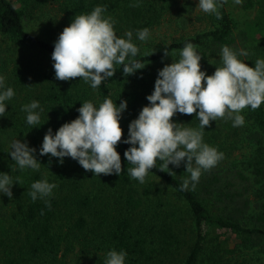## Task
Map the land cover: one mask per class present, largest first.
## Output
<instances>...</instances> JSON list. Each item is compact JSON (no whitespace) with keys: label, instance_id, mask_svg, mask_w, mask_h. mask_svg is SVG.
I'll return each instance as SVG.
<instances>
[{"label":"trees","instance_id":"obj_1","mask_svg":"<svg viewBox=\"0 0 264 264\" xmlns=\"http://www.w3.org/2000/svg\"><path fill=\"white\" fill-rule=\"evenodd\" d=\"M97 5L105 16L115 20L117 35L133 32L140 48L137 57L145 64L135 74L115 66L113 77L93 90L80 77L55 78L51 53L54 41L75 15L89 13ZM135 5V6H133ZM222 18L213 14L214 27L163 46L153 47L136 38L147 27L152 33L164 18L174 14L177 29L188 25L187 4L176 0H0V75L5 87L15 95L5 101L6 114L0 117V172L10 175L13 196L0 194V264H104L110 249L127 252L125 264H264V103L255 110H241L245 123L233 126L231 119L218 117L205 126L203 141L223 152L216 166L201 173L194 190L180 189L190 174L169 165L171 176L151 169L145 182L129 176L123 153L128 144L118 143L120 175L85 170L65 157L59 163L39 148L49 127L53 133L75 119L77 108L91 100L98 106L105 98L117 105L127 101L120 121L122 140L129 122L149 102L158 70L179 59V50L191 42L201 53V70L211 75L222 66L223 45L247 56L240 59L254 67L264 59V0H245L243 8L252 11L243 21L227 9ZM167 49L169 55H165ZM203 84V81H202ZM37 100L43 107L40 126L26 123L22 106ZM187 127H198L193 114L173 118ZM242 136L255 145L251 160L232 158L234 141ZM35 147L41 163L38 170H20L9 155L14 139ZM167 171V170H165ZM47 178L57 187L45 200L33 201L31 184ZM191 189V186H190ZM234 240V241H233ZM233 241V243H232ZM253 251L255 259L244 256Z\"/></svg>","mask_w":264,"mask_h":264},{"label":"clouds","instance_id":"obj_2","mask_svg":"<svg viewBox=\"0 0 264 264\" xmlns=\"http://www.w3.org/2000/svg\"><path fill=\"white\" fill-rule=\"evenodd\" d=\"M227 0H198L196 7L205 13L222 18L219 8ZM243 0H233L241 4ZM135 6V5H133ZM106 8L97 5L89 13L75 15L54 41L51 59L55 78L69 80L80 77L95 90L107 78L115 74V66L122 65L125 76L135 74L145 64L137 57L140 48L133 42V32L126 31L119 36L114 28L115 20L105 16ZM151 36L145 27L136 31V38L146 42ZM165 55H169L167 49ZM245 49L235 50L228 45L221 46L222 66L208 75L201 70L203 55L191 42H186L179 50V59L165 64L158 70L154 89L146 96L147 105L127 126V136L122 140L120 125L127 101L121 99L117 105L105 98L94 104L84 101L77 112L79 115L70 122L63 123L53 133L51 127L45 132L39 148L41 156L50 154L63 163L65 157L76 160L85 170L99 174L120 175L122 163L117 144H128L123 155L128 164L129 176L140 183L153 168L175 173L169 165L180 167L190 175L184 177L180 189L194 190L202 171L216 166L223 159V152L203 141L205 126L218 117L231 119L233 126L245 123L241 110L257 109L264 103V59H256L254 67L240 59L247 56ZM203 81V84H202ZM15 95L12 87H5V77L0 75V117L5 116V101ZM26 113V123L41 125L40 114L43 107L37 100L22 106ZM199 121L198 127H187L172 118L177 114H193ZM37 149L27 141L14 139L9 155L20 170H38L41 163L36 158ZM159 161V163H158ZM167 170V171H165ZM14 182L10 175L0 172V194L13 196ZM191 186V189H190ZM29 193L33 201L45 200L57 187L47 178L31 184ZM50 207V202L45 200ZM127 252L124 249H110L105 253L104 264H125Z\"/></svg>","mask_w":264,"mask_h":264},{"label":"rangeland","instance_id":"obj_3","mask_svg":"<svg viewBox=\"0 0 264 264\" xmlns=\"http://www.w3.org/2000/svg\"><path fill=\"white\" fill-rule=\"evenodd\" d=\"M179 5L187 4V9L189 10L185 16L188 19V25L184 30L177 29L176 24L174 23V14L167 15L162 24L157 27L151 33V39L153 41V47L163 46L168 43H171L175 40L196 35L199 32L211 29L214 27V22L212 20L213 14L205 13L196 7L198 0H176ZM234 4L233 0H227V9L228 11L239 21L245 20L248 14H252V11L248 9L245 10L243 8V3ZM253 15V14H252ZM235 147L231 148V153L233 154L232 158H237L239 160H244L248 158V160L252 159L254 154L255 145L252 142L244 141V138L240 136L234 141ZM159 163V161H158ZM234 241V240H233ZM232 241V243H233ZM244 256L250 261L252 258L255 259L257 255L253 254V251H246Z\"/></svg>","mask_w":264,"mask_h":264}]
</instances>
